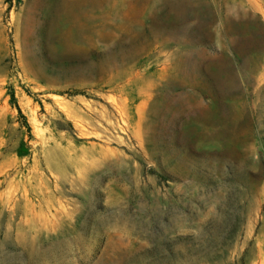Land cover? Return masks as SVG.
Listing matches in <instances>:
<instances>
[{
	"label": "rangeland",
	"instance_id": "obj_1",
	"mask_svg": "<svg viewBox=\"0 0 264 264\" xmlns=\"http://www.w3.org/2000/svg\"><path fill=\"white\" fill-rule=\"evenodd\" d=\"M0 264H264V0H0Z\"/></svg>",
	"mask_w": 264,
	"mask_h": 264
}]
</instances>
